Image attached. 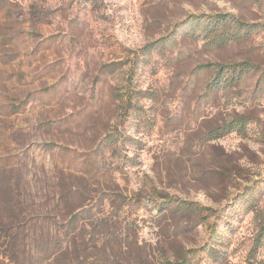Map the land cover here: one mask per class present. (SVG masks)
<instances>
[{"label":"rangeland","instance_id":"obj_1","mask_svg":"<svg viewBox=\"0 0 264 264\" xmlns=\"http://www.w3.org/2000/svg\"><path fill=\"white\" fill-rule=\"evenodd\" d=\"M218 14L251 33L194 35ZM240 63L259 69L215 73ZM16 225L0 264H264V0H0V228Z\"/></svg>","mask_w":264,"mask_h":264},{"label":"trees","instance_id":"obj_2","mask_svg":"<svg viewBox=\"0 0 264 264\" xmlns=\"http://www.w3.org/2000/svg\"><path fill=\"white\" fill-rule=\"evenodd\" d=\"M203 18L206 20L202 21L201 19ZM192 23L195 24V28L193 29L194 35H197L198 38L206 40L210 44L218 46L236 42L251 33V30L232 14H218L212 17L198 16L194 18ZM216 67L215 73H217L218 76L222 75L223 77H226L227 83L231 84L236 82L240 83L249 74L259 69V67L251 63L217 65ZM227 127H231L230 132L242 131L245 124L244 121L240 120L230 123ZM219 131H222L223 134L227 133L225 128L224 130H217V132ZM222 132L220 134H222ZM178 209L196 213L201 210L198 206L185 202L178 206ZM20 229L21 227L17 225L10 227L3 226V228H0V235H4L6 238L11 239L9 251H11L12 255L15 254V247L17 246L20 238ZM3 259L6 260L11 258L4 256ZM166 264H188V261L184 260L181 263L167 262Z\"/></svg>","mask_w":264,"mask_h":264}]
</instances>
